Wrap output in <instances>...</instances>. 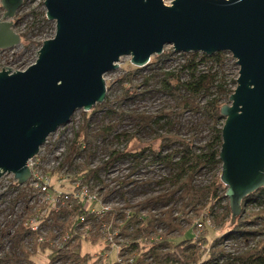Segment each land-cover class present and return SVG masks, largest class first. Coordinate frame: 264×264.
<instances>
[{"label": "water", "instance_id": "obj_1", "mask_svg": "<svg viewBox=\"0 0 264 264\" xmlns=\"http://www.w3.org/2000/svg\"><path fill=\"white\" fill-rule=\"evenodd\" d=\"M0 50L22 44L15 17L24 0H1ZM56 23L37 61L0 71V178L31 176L28 161L50 134L106 101L105 74L131 56L136 67L172 46L176 53H230L237 87L225 118L221 181L235 222L247 196L264 187V0H45Z\"/></svg>", "mask_w": 264, "mask_h": 264}, {"label": "trees", "instance_id": "obj_2", "mask_svg": "<svg viewBox=\"0 0 264 264\" xmlns=\"http://www.w3.org/2000/svg\"><path fill=\"white\" fill-rule=\"evenodd\" d=\"M1 8L2 6H0ZM19 19L20 17L15 18V23ZM44 21H48L45 16ZM21 37L26 47L34 43L29 38L28 32L22 33ZM174 54L177 53L173 49L164 51L161 55L153 56L148 65L158 66L160 63H165ZM181 55L184 62L180 64L178 69L168 71L163 69L164 65L153 67L155 73L144 75V80L138 84H135V77L146 66L136 67L135 71H131L126 77L134 97L144 98L147 91L143 87L149 86L155 81L159 85V90L175 99L176 103L173 108L164 109L161 115L146 112L135 114L133 117L137 121V130L134 133H123L114 137L117 142L129 143L136 140L138 145L132 151H112L111 162L119 159L122 161L133 159V167L158 166V168L170 172L167 177L152 183L166 187L157 195H151L144 203L138 205L139 210L166 208L167 206L169 210L164 211L165 216L161 218L150 215L148 219L139 221L136 229L137 235L144 232L147 234L156 232L157 226L160 224L169 227L168 234H173L181 230V222L177 216H184L187 214L186 212L211 216L221 226L230 220L229 225L233 230L213 237L210 243V253L205 257L203 251L205 252L207 249H202L203 247L194 243L192 239L180 241L162 238L161 241L154 243L147 257L151 260L146 264H264V228L249 230L246 227L259 225L264 221V187L250 194L243 201V208L246 205H251L254 210L259 212L251 214L247 220L244 211L240 218L233 222L230 204L226 197L227 187L221 181L220 151L223 144L222 129L225 122L221 109L237 87V80L229 81L228 79L229 76L225 71L228 60L225 53L209 56L200 52H190L181 53ZM140 88H143V91ZM97 113L102 115L104 113L105 117H109L115 113V110L111 108L109 100L106 99L104 103L95 106L91 112H84V125L76 132L70 146L73 155L81 153L83 143L91 145L102 136L106 139L116 130V125L112 123L102 126L97 133H92L91 121ZM185 114L203 117L193 129L197 133L194 134L190 131L189 135H181L171 133L170 130L164 134L157 131L158 134L151 140H145L144 137L140 136L145 129H153L157 126L162 128L159 123L161 119H168L166 123H171L170 125L173 126L172 122L177 121L176 117ZM203 126H206V137L201 140L202 143L198 144L197 134ZM217 168H220V171L210 182L198 183L202 174L205 175ZM85 174L97 175L98 169L85 171ZM122 184L126 186L127 183L122 181ZM148 185L146 188H150L151 184ZM180 201H184L185 204L176 213L177 211L172 205L179 204ZM221 209H224L223 213L217 214ZM81 210L79 206L76 207V214ZM136 219H138V215H136ZM60 224L63 225L61 221ZM26 233L27 229L20 228L16 235L24 236ZM262 236L263 238H261ZM230 240L243 241L246 243V249L235 254L221 248L224 247L225 241ZM39 245L35 243V251L39 249ZM41 248L45 250L46 245L43 244ZM23 252V260L26 264H44L25 248H23ZM8 258L14 263L16 262L13 257L8 256ZM60 258L70 259L73 264H98V262H92V253L82 251V244L73 245L70 250L57 254L51 262L53 263Z\"/></svg>", "mask_w": 264, "mask_h": 264}, {"label": "built area", "instance_id": "obj_3", "mask_svg": "<svg viewBox=\"0 0 264 264\" xmlns=\"http://www.w3.org/2000/svg\"><path fill=\"white\" fill-rule=\"evenodd\" d=\"M75 119L74 115L71 123L50 134L38 154L28 161L31 176L26 183L20 184L13 173H5L0 178V190L3 189L0 193V212L3 218L0 223V264H26L23 248L33 253L37 260L48 255L46 264H49L57 254L70 250L73 245L84 241L93 244L95 239L103 247L92 254V262L109 264L114 252L116 261L113 264L150 262L151 258L147 257L154 243L159 242L155 241L159 237H155V232L137 235L136 229L139 221L150 217L149 211L156 213L155 209L140 210L138 220L134 213L119 207L124 201L123 187L128 182L123 186L118 174H121V166H132L133 159L111 162V152L119 150L105 153L90 149L85 143L81 153L73 155L70 151L73 139L67 136L75 137L78 128ZM66 143L70 146L67 147ZM96 169L97 175L85 174V171ZM105 176H108V182L115 179L110 181V187L103 179ZM5 194H9V197ZM10 198L14 200L11 208L6 205ZM78 206L82 210L76 214ZM248 207L251 205L244 208ZM24 208L26 211H23ZM197 227L198 232L192 241L202 247L204 223L198 222ZM20 228L27 229L24 236L16 235ZM225 242L227 247L230 246L227 243L229 241ZM35 243L40 244L37 251ZM43 244L46 245L45 250L41 248ZM210 250L211 247H207L206 255ZM52 264L73 263L70 259L60 258Z\"/></svg>", "mask_w": 264, "mask_h": 264}, {"label": "rangeland", "instance_id": "obj_4", "mask_svg": "<svg viewBox=\"0 0 264 264\" xmlns=\"http://www.w3.org/2000/svg\"><path fill=\"white\" fill-rule=\"evenodd\" d=\"M173 1L174 0H164L165 4L167 5H171ZM44 2L45 0H27L26 2L24 1L22 7L19 9V11L16 14L15 18L20 17V19L17 23H15L14 28L15 31L20 35L22 33L28 32L29 38L34 43L26 47L22 41V44L17 45L14 48L0 50V71H2L4 67L11 68L10 70L13 72L18 70H26L29 66H31L37 61L39 56L38 51L41 49L44 41L55 37L56 23L53 21H49L48 19H47L48 21H44V16L46 17V8ZM0 6H2L1 0H0ZM4 12L5 10L2 7L0 9V19L3 18ZM40 43H42V45H40ZM172 49H173L172 46H166L165 51H171ZM226 58L228 61L225 71L226 74L229 76L228 79L229 81L237 80V78L239 77L240 68L237 65V62L232 56V54L226 55ZM183 62H184L183 56L181 55V53H177L172 55L168 60L165 61V63H160L159 65L160 67L164 65L163 69L171 71L178 69L180 64H182ZM158 66H153V65L146 66L144 70H142L136 75L135 84L142 82L144 80V75H151L152 73H155L153 72L154 70L153 67H158ZM135 68L136 66H134L131 62V56H123L120 59L119 67L105 74L104 78L106 80L107 89H108L106 99L109 100L110 106L112 109L115 110V113L109 117L108 116L105 117L104 113L103 115L97 113L95 115V118L92 117L91 132L95 134L100 130L102 126L109 125L112 123L116 125V130H114V133L107 136L106 139L104 136H102L96 140L95 144L91 143V145L88 146L90 147V149L102 150L105 153L112 150H119V151L134 150L135 147L138 145L136 140L129 143H126L125 141L117 142L115 141L114 136L121 135L123 133H134L137 130L138 127L137 121L133 117L135 114L146 112L149 114L161 115L164 109H170L175 106L176 100L173 99L168 94H166L165 92L159 90V85L155 81H153L149 86L145 85L143 87L147 91L144 98L140 99L134 97L133 90L129 89L130 86L127 83L126 77L131 73V71H135ZM143 88H140V90L143 91ZM130 92L131 94H129ZM228 103H229V99L227 100L226 104ZM84 112H85L84 110H80L75 114L76 116L75 120L78 122L77 123L78 128L76 129V132L79 131L81 127L84 125V120H85ZM202 118L203 117L201 115L196 116L193 114H185L176 117L177 121L172 122L173 126L170 125L171 123L167 124L166 122L168 119L164 118L161 119L159 122L160 125H162V128L157 126L154 127L153 129H145L141 132L140 136L144 137L145 140H151L158 133L164 134L166 131L169 130H170L169 132L171 133L174 132V133H179L181 135H189L190 131L191 133L194 132L195 134L197 132H195V130L193 131V129H195L196 125L199 124ZM205 128L206 126L205 127L203 126V128L200 129V132L197 134L199 138L197 141L198 144L202 143L201 140H203L204 137H206ZM67 138H70V140H72L74 137L72 135V136H67ZM69 146L70 144H67V147ZM121 168H122L120 171L121 174L119 173L118 176L122 178L123 182H128V184L126 187H123L122 199L124 201L122 203L123 206L121 205L119 207L123 211L125 210L130 211V213H134V215H138L140 212V210L138 209V205L144 203L145 200L151 195H157L159 192L163 190V188L166 187L165 185L159 186L152 183L158 181L159 179L167 177L168 175H170V172L168 170H162V168H158V166H154V167L146 166L145 168H142V167H132L129 165V166H121ZM219 171L220 168H217L213 171L208 172L205 175L202 174V177H200V182L198 183L210 182L215 177V175L219 173ZM133 173L136 174L133 175ZM114 177H116V175ZM107 178L108 176L103 177V179L107 183L106 185L109 184L112 185L111 182H113L115 179H111L110 180L111 182L110 181L108 182ZM120 178H117V180H120ZM9 179L11 180V178ZM149 183L151 184L150 188H146V186H149L148 185ZM2 190L3 189L0 190V193L2 192ZM10 195L12 196V194ZM5 196L9 197V194H5ZM11 198L8 201V204H6L7 207L10 208L13 207L14 205V200ZM22 199L24 200V197H22ZM183 204H185L184 201H180L179 204L175 203L174 205H172L176 209L175 210L177 211L176 213H178V210L180 209V207L183 206ZM167 207L166 208L158 207L155 209L156 213L149 211V214L161 218L165 216L164 213L169 210V207L168 208ZM25 208L23 209V211H26ZM223 211L224 209H221L217 214L223 213ZM244 211L246 212L245 218L247 220L249 219L251 214L259 212L258 210H254L253 206L245 208V210H243V213ZM186 213L187 214H185L184 216H177L179 217L181 222V230L173 234H168L169 227L160 224L155 232L156 235L155 237H159V238L156 239L155 241H161L162 238H166V240L178 239L180 241L191 240L193 236L196 234V232H198L197 223L202 222L204 223V228H202L201 240L203 242V246L205 244L204 247L202 246L203 247L202 249L206 250L207 247H211L210 243L212 242L213 237L222 235L225 232H230L233 230V228H231V226L229 225L230 220L224 226H221L220 224H218V222L215 219H213L211 216H207L206 214L198 215L192 212H189V214L188 212ZM239 218L240 217H238L237 220ZM2 220L3 218L0 212V223ZM246 227L249 230H261L264 228V221L261 222V224L259 225L257 224ZM261 238H263V236ZM92 240L94 241V239ZM95 240L96 241H94L93 244L84 241L82 243L83 246L82 251L84 253L89 252L94 254L96 251L102 249L103 245L99 243L98 239ZM227 243H229L230 246L225 247L226 246V242H225L224 247L222 246L221 248H225L226 251L230 253L237 254L238 252H242L243 250L246 249V243H244L243 241L233 242L231 240ZM205 252L203 251L204 254L202 253L204 257L206 256ZM47 257L48 255H45L44 258H41L39 260L45 264L48 261ZM115 261H116V254L114 252L110 257L109 264H113Z\"/></svg>", "mask_w": 264, "mask_h": 264}, {"label": "bare ground", "instance_id": "obj_5", "mask_svg": "<svg viewBox=\"0 0 264 264\" xmlns=\"http://www.w3.org/2000/svg\"><path fill=\"white\" fill-rule=\"evenodd\" d=\"M11 174V173H10Z\"/></svg>", "mask_w": 264, "mask_h": 264}]
</instances>
